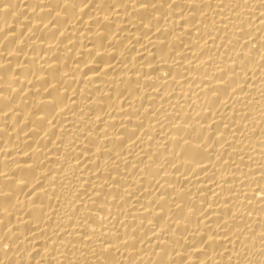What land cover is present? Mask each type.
Masks as SVG:
<instances>
[{
  "label": "bare ground",
  "instance_id": "obj_1",
  "mask_svg": "<svg viewBox=\"0 0 264 264\" xmlns=\"http://www.w3.org/2000/svg\"><path fill=\"white\" fill-rule=\"evenodd\" d=\"M0 264H264V0H0Z\"/></svg>",
  "mask_w": 264,
  "mask_h": 264
}]
</instances>
